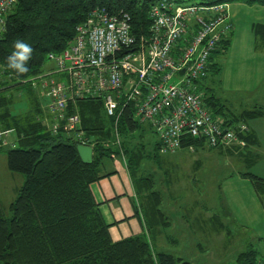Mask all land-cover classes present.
Here are the masks:
<instances>
[{
	"label": "trees",
	"instance_id": "trees-1",
	"mask_svg": "<svg viewBox=\"0 0 264 264\" xmlns=\"http://www.w3.org/2000/svg\"><path fill=\"white\" fill-rule=\"evenodd\" d=\"M156 1L17 0L7 14L0 32V128L13 129L16 143L1 147L0 152L5 154L7 169L21 174L23 182L9 205V217L0 203V264H190L158 249L150 236L137 234L113 240L109 224L91 192L90 184L101 177L104 160L112 153L122 152L141 201L139 207L146 226L151 230L157 225H169V217L161 205L162 193L154 188L150 176L139 173L145 155L132 140L135 132L149 127L134 120L131 104L119 119L121 145L116 146L111 143V119L105 114L102 97L76 101L81 128L87 137L94 139L90 163L80 159L77 142L60 133L52 134L37 119L40 100L33 82L44 73L47 55L59 53L71 43L76 25L85 20L90 10L97 6L111 11L124 9L131 16L132 32L139 38L148 34L151 24L148 11ZM234 2L264 5V0H200L196 4ZM230 37L231 32L211 53L206 78L209 74L218 78L219 60L229 47ZM18 39L33 48L32 58L27 62L29 70L23 74L8 67L7 58ZM206 78L198 82L204 102L212 115L224 118L226 125L234 127L238 123L247 124L251 118L264 117V106L239 112L225 106L210 90ZM21 96H25L23 106L16 108ZM241 138L244 144L250 141L249 128ZM189 146L215 149L187 135L182 139L181 148ZM158 149L159 141H156L148 156L160 164ZM242 175L250 180L263 200L264 178L252 172H242ZM263 254L250 243L236 254L235 264H256Z\"/></svg>",
	"mask_w": 264,
	"mask_h": 264
},
{
	"label": "built area",
	"instance_id": "built-area-1",
	"mask_svg": "<svg viewBox=\"0 0 264 264\" xmlns=\"http://www.w3.org/2000/svg\"><path fill=\"white\" fill-rule=\"evenodd\" d=\"M16 1L0 0V32ZM148 14V34L138 38L124 9L90 10L76 25L71 43L47 55L54 68L33 82L40 100L37 119L52 134L93 149L94 139L82 130L75 103L101 96L116 146L121 145L119 119L130 104L134 120L156 134L160 154L179 150L187 135L212 148L244 144L241 134L248 131L247 124L231 127L223 117L212 115L198 84L208 74L211 53L232 30L227 4L183 6L175 0H158ZM175 74L181 76L180 83L171 81ZM13 133L0 128V148L14 146L9 139ZM256 264H264V254Z\"/></svg>",
	"mask_w": 264,
	"mask_h": 264
},
{
	"label": "rangeland",
	"instance_id": "rangeland-1",
	"mask_svg": "<svg viewBox=\"0 0 264 264\" xmlns=\"http://www.w3.org/2000/svg\"><path fill=\"white\" fill-rule=\"evenodd\" d=\"M198 2L200 0H181L177 4L185 6ZM53 68L54 63L47 60L43 72ZM180 79L181 76L175 74L171 81L180 83ZM206 83L225 106L232 110L239 109L237 103L242 102L240 92L224 90L214 74L208 75ZM24 98L25 96L19 97L15 104L16 108L23 106ZM139 132H135V140H132L141 148L142 155H145L139 173L143 172L142 175L150 176L154 188L162 193L161 202L165 212H170L169 204L174 199L170 213L174 216L176 228L170 230V234H167L168 240H165L164 246L158 249L171 252L190 264H235L236 254L250 243L264 253V221L258 220L252 222L253 224H246L245 219L226 213L223 207L220 190L223 182L238 172H251V167L242 156L237 153L220 152V149H233L239 146L238 144L217 150L199 148L204 149V152H199V149L193 151L181 149L171 154H161L162 162L157 164L151 156H148L152 152L153 143ZM15 138V133L9 137L12 141ZM112 155L117 159L120 157L112 153L110 159L113 158ZM120 155L121 160L126 162L121 152ZM22 182L21 174L7 169L5 154L0 152V203L7 217L11 215L9 205L16 197L17 188ZM262 198L264 201V193ZM191 212L194 213V217H190L189 220L187 216ZM207 216L211 218L208 221ZM188 222L191 227L182 226V223Z\"/></svg>",
	"mask_w": 264,
	"mask_h": 264
},
{
	"label": "crops",
	"instance_id": "crops-1",
	"mask_svg": "<svg viewBox=\"0 0 264 264\" xmlns=\"http://www.w3.org/2000/svg\"><path fill=\"white\" fill-rule=\"evenodd\" d=\"M227 14L233 26L229 47L219 60L218 84L226 91L242 94L240 97L242 102L237 103L239 109H233L234 111L264 106V5L229 3ZM243 103L245 105H242ZM247 125L251 134L249 142L233 149L218 148L220 152L237 153L242 156L251 167V172L264 178V117L251 118L247 121ZM139 131L149 142L158 141L151 129L144 127ZM14 142L16 143V138ZM120 157L116 160L113 159L114 157L106 159L107 162L104 160L101 177L90 184L100 212L105 222L109 224L110 236L113 240H119L142 234L148 238L150 236L157 248L163 247L165 240H168L167 234L176 228L174 216L170 213L174 199L169 204L170 212H165L169 217V225L165 227L157 225L151 229V232L144 222L137 190L125 162ZM220 190L226 213L245 219L246 224H253L252 222L258 220L264 221V201L242 172L236 173L235 176L223 182ZM208 211L207 209V213ZM187 217L190 220V217H194V213L191 212ZM206 219L208 221L211 218L207 216ZM182 224L187 228L191 227L189 222ZM197 226L199 227L198 223ZM219 226L223 225L219 224Z\"/></svg>",
	"mask_w": 264,
	"mask_h": 264
},
{
	"label": "clouds",
	"instance_id": "clouds-1",
	"mask_svg": "<svg viewBox=\"0 0 264 264\" xmlns=\"http://www.w3.org/2000/svg\"><path fill=\"white\" fill-rule=\"evenodd\" d=\"M33 48L22 40H17L14 44V51L8 56V67L18 73H26L29 69L27 62L32 58Z\"/></svg>",
	"mask_w": 264,
	"mask_h": 264
},
{
	"label": "water",
	"instance_id": "water-1",
	"mask_svg": "<svg viewBox=\"0 0 264 264\" xmlns=\"http://www.w3.org/2000/svg\"><path fill=\"white\" fill-rule=\"evenodd\" d=\"M183 70H180L179 73L182 74ZM77 153L80 159L84 163H90L93 160V149L91 146L77 144L76 145Z\"/></svg>",
	"mask_w": 264,
	"mask_h": 264
}]
</instances>
